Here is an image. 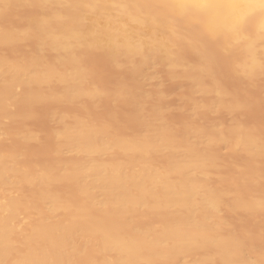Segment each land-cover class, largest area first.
<instances>
[{
    "label": "bare ground",
    "instance_id": "obj_1",
    "mask_svg": "<svg viewBox=\"0 0 264 264\" xmlns=\"http://www.w3.org/2000/svg\"><path fill=\"white\" fill-rule=\"evenodd\" d=\"M62 1L64 0H59L63 5L69 2L71 8L74 6L75 11L77 10L75 5L78 0ZM106 1L85 0L87 7L81 4L82 1L78 3L82 5L81 8H88L92 12L99 5L102 7L107 4ZM108 1L118 10L115 12L118 14L113 16L114 13L108 12L112 17L107 16L105 19V29L100 27L97 32L94 28L93 32L91 28L97 26L91 24V27L90 21L87 22L86 19L97 14L87 16L86 19L82 16L84 20L81 23L78 22L80 18L75 20V27H78L76 29L72 27L75 16L71 21L68 15L70 13L57 12L58 1L0 0V50L20 47L25 40L31 41L33 45V49L31 46L29 48L31 53L29 52L27 61V56L19 58L24 54L22 52L19 55V47L14 48L18 56L16 52L13 55L12 48L9 50L11 53L6 52L9 56L0 54V146L8 144L7 142L11 144L8 148L0 147V264H79L82 258L83 264H264L262 249L259 247L260 255L256 253L259 256L252 257L249 252H256L258 247L255 248L248 242L264 231L261 230L260 234L259 231L253 232V235L250 234L251 228L247 232L237 231L236 226L227 219L230 214H249L250 217L253 215L252 218L254 215L258 216L264 211V196H261L262 193L255 194L254 191L247 195L245 193V196L244 193L240 195L230 186L220 184L223 180L247 186L249 190L258 189L256 185L264 177V132H259L261 129L255 132L248 126V121L245 123L240 118L225 125H217L215 120L217 126L212 127H209L212 122L207 121L211 123L206 125L208 127H202L203 124L199 127L200 117L204 118L202 109L238 114L252 105L249 99H238V91L231 90L228 84L227 89L221 80L228 78L223 79L220 73L227 74L229 70L228 74L242 79L250 88L263 81L261 88L264 93V0ZM105 9L102 11H106ZM38 10H47L46 13L52 12L50 14L57 12V15H49V19H46L47 16L44 15L49 13H39ZM102 11L100 10L101 15L107 13ZM14 12H20L22 17L24 13L21 22L17 18L20 16H17L16 23H13L14 16L11 14ZM34 12L39 13L40 19L45 17L43 21L39 20V16L38 19L33 18L37 16ZM78 12L79 10L77 17ZM58 14L63 17L59 18ZM8 16L12 17L11 22H6ZM61 17L67 19L66 25L63 23L64 19L61 22ZM101 17L94 21L100 23ZM109 23L111 26H108ZM65 26V34L70 29L75 30L69 38L58 33ZM60 32L63 33V29ZM95 33H98L96 36L99 39L96 38V41L92 37L91 43L89 35ZM87 36L89 40H86ZM26 50L23 49L24 52ZM45 52L54 58L48 59L50 57H46ZM96 54L113 60L111 62L117 67L115 69L126 68L125 70L134 74L143 70L146 73L149 65L152 67L151 64L159 63L167 70L165 74L168 73L180 82L187 81L194 91L197 89L212 100L206 96L210 102L204 101L201 105L198 97L207 98L203 94L196 97L192 89L190 95H194L200 102L197 99L195 101L200 104L196 102L194 106L191 105L195 111L192 110L193 107L190 110L194 114L196 108H202V114L196 113L201 115L196 121L190 115L195 123L199 120L198 125H189L184 119V127L185 123L189 126L181 129L183 125H177L181 130L168 125V121L165 123L164 109L156 108L154 103L151 105L147 101L152 106L147 110L144 108L146 102L139 101L146 112L138 106L137 109L135 104L134 108L131 107L132 104L127 107L143 110L145 116L138 112L140 115L135 118L140 127L146 129L144 132L133 129L131 132L119 133L111 131L115 126H108L111 133H107V124L111 125V122L109 123L110 119L104 120L111 117L113 121L116 113L110 117L103 116L104 118L101 115L102 119L100 114H96L98 118L91 114V118L96 116V121L95 118L94 121H89L85 117V111L82 115L80 111H76L79 114L74 115V110H71L73 115L66 120L69 109L67 113L64 112L65 109L63 112L59 110L61 113L57 115L60 101L67 104L69 102L66 100L78 102L77 104L80 101L82 104L79 105L83 106V102L93 103L96 98L106 94H112L113 102L117 96L122 95H133V101H137V104L141 100L140 95L125 88L123 84L109 88L108 85L86 83L91 76L94 77L92 69L97 68H92L90 64L89 67L83 62ZM189 55L194 59L190 60ZM219 58L227 60L228 63L224 59L221 63L225 68L227 65V71H224V67L221 70L222 67L217 62L222 61ZM224 62L226 65H223ZM145 77L148 79L147 73ZM134 78L138 80V76ZM130 79L128 86L135 80L133 77ZM133 83L138 86L136 81ZM133 83L136 91L138 88ZM111 85L113 87L114 83ZM143 85L148 84L142 82ZM141 87L139 88L142 89ZM149 91L151 95L148 96L153 98L154 90ZM190 95V100L195 102ZM110 97L104 100L109 101ZM89 99L92 101L89 102ZM166 99L167 97L160 102L163 104ZM51 101L52 105H58L54 106L58 112L48 108L49 115L46 116H50L51 110L54 116L57 112L58 123L52 116L48 120H54L56 124L53 134L59 140H55V144L59 145L51 147L55 150L52 152L57 151L58 155L53 153L54 156L59 158L55 160L53 156L52 161H39L37 158L30 161L27 153L24 154L26 148L23 149L22 146L43 142L42 136L46 132L42 135L40 130L36 131L33 129L36 127H30L27 122L32 120L33 123L34 118L37 121L39 116L34 115L39 113V109L36 108L42 106L40 110H43V106L47 103L50 105ZM74 102L69 105L72 107ZM52 105L48 107H53ZM107 108L105 106L106 111ZM124 110L123 108V112ZM149 110L152 111L151 114ZM130 115L132 118V114ZM99 118L104 119L103 122ZM115 120L117 121V117ZM137 122L134 123L136 128ZM55 137L53 136V140ZM15 139L16 143L13 142ZM221 146L225 147L224 153L228 158L233 154L243 158L240 161L233 159L235 163L231 164L234 173L223 172L226 159L218 154ZM45 148L42 146V149ZM25 156L29 162H23ZM156 160L160 162L157 163ZM63 188L66 190L63 191ZM70 188L76 193L73 197V193L67 190ZM89 252L91 254L86 257Z\"/></svg>",
    "mask_w": 264,
    "mask_h": 264
},
{
    "label": "rangeland",
    "instance_id": "obj_2",
    "mask_svg": "<svg viewBox=\"0 0 264 264\" xmlns=\"http://www.w3.org/2000/svg\"><path fill=\"white\" fill-rule=\"evenodd\" d=\"M55 1H58V3L59 4H57V12H68V13H70V14H68L69 16H70V19H71V21H72V18H74V16H75V19L72 21V27H74V28H76V29H78V27H75V26H77V20H78V18H80L79 19V21L78 22H80L81 23V20L83 19L82 18V16H84L85 17V19H86V17L87 16H91V15H93V14H97L99 17H101L102 15H104V16H102L101 17V20H100V23H98L97 21H94V20H98L99 19V17L97 16V15H93L92 17L93 18H88L87 17V22H89V24H90V26L91 27H93V25H96L97 27H93V28H91L92 29V31L93 32H95V31H99L100 29V27L101 28H104L105 29V27L107 26V23H106V18H108L107 16H111L112 17V13H114L113 14V16L114 15H117L118 13H115L116 12V8H113L112 6H111V4H110V1H106V3L108 4H105L106 6H108V7H106L105 5H102V7L99 5L94 11L96 12L97 11V9H100L101 11H102V9H105L106 11H102L103 13L104 12H107V13H104V14H102L101 15V12H100V10L98 11V12H94V11H92V12H90V11H88L89 9L88 8H85V7H87V4H86V2H84L85 0H78L77 1V3L78 2H81V4L83 3L84 4V6L85 7H82L81 8V4H79L78 3V5H77V3H76V5H75V7H77L76 9L77 10H79V12H78V17H77V10L75 11V9H74V6L71 8V6L69 5L70 3L68 2L67 4H68V6H67V4H61L60 2H59V0H55ZM54 0H53V2H55ZM61 1V0H60ZM62 2H66V0H64V1H62ZM18 3V2H17ZM57 3V2H56ZM55 4V3H54ZM55 6H56V4H55ZM60 7V8H59ZM63 8H67L66 10L65 9H63ZM82 10H81V9ZM87 9V10H86ZM107 9L109 10V11H107ZM113 9V10H112ZM43 12V13H46V11L47 10H38L37 12ZM83 11H85L86 13L84 14L83 13ZM118 11V10H117ZM36 12V13H37ZM57 12H56V14L55 13H53L54 15H57ZM59 12V13H60ZM88 12H90V13H88ZM108 12H111V14H109ZM20 12H18V13H16V12H14V14H11V16L13 15L14 17L12 18V17H7V18H9V19H7L6 18V22H11V20L13 21V23H16L15 21L17 20V18H18V20H19V18H20V22H21V19H23V17L25 16L24 15V13H22L23 14V17L22 16H20L21 15V13L19 14ZM36 13L34 12V14L36 15ZM39 13H37V16L35 17H33V18H37L38 19V14ZM43 13H41V17L43 16L42 14ZM47 13H49V14H47ZM46 14L47 15H44V16H47L46 17V19H49V15H53V14H50V13H52V12H47ZM30 14H32V13H30ZM29 14V15H30ZM61 14V13H60ZM60 14H58V16H59V18H60V16H62L63 17V15H60ZM89 14V15H88ZM28 15V14H27ZM53 15V16H54ZM65 15V14H64ZM68 15L66 16V18L68 17ZM101 15V16H100ZM17 16H20V17H17ZM32 16V15H31ZM57 16V17H58ZM15 17H17V18H15ZM62 17H61V19H62ZM12 18V19H11ZM28 18V17H27ZM43 18H45V17H43ZM43 18L42 19H40V16H39V20H42L43 21ZM50 18H52V17H50ZM65 18V17H64ZM63 18V19H64ZM69 18V17H68ZM29 19H30V17H29ZM31 19H32V17H31ZM30 19V20H31ZM60 19V20H61ZM63 19H62V21L61 22H63ZM91 19V20H90ZM7 20H9V21H7ZM65 20V19H64ZM69 20V19H68ZM76 20V21H75ZM84 20V19H83ZM89 20V21H88ZM47 21V20H46ZM67 21V19L63 22V23H65ZM74 21L76 22L75 24H74ZM94 21V22H93ZM17 23H19V22H17ZM67 23V22H66ZM66 23H65V25H66ZM70 23V22H69ZM68 23V24H69ZM80 23H78V26H79V24ZM91 24H93V25H91ZM111 26V24L109 23L108 24V26ZM62 26V25H61ZM63 26H64V24H63ZM70 27V26H69ZM62 28V27H61ZM71 28V27H70ZM80 28V27H79ZM94 28H96L97 30H95L94 31ZM62 29H63V33H61L60 31H62ZM62 29H60L59 30V34H61V35H65L67 38H69V35L72 33V31H75V30H72V29H67V31H68V34H65V31L66 30H64V29H66V26L65 27H63ZM102 30V29H101ZM159 34V33H158ZM63 35V36H64ZM92 35H94V36H92ZM96 35H98V33L96 34H91V35H89V36H91V38L89 37V39H91V40H89L88 39V36H87V38H86V40L88 39L91 43H92V37H94L95 39L94 40H96V38H97V36ZM159 36H160V34H159ZM84 39V42H86L87 43V41L85 40V38H83ZM99 38H97V40H98ZM93 40V41H94ZM96 40V41H97ZM31 41H24L23 43H22V46H21V44H20V47L19 46H17V47H19L18 48V50H17V52L19 53V55H21L20 53H22L23 54V56L21 55L19 58L21 59V58H24V57H26L27 56V58H25V61H27V59L29 60V48L31 49V47L33 46L32 45V43H30ZM95 42V41H94ZM26 43V44H25ZM25 44V45H24ZM32 45V46H31ZM31 46V47H30ZM16 46H14V48H15ZM16 47V48H17ZM10 48H12V47H10ZM10 48L9 49H7L6 48V50H0V54H5L6 56H9L8 54L9 53H11V51L9 52V50H10ZM14 48H12L13 49V55H15V49ZM26 48H28V50H26ZM23 49L24 50H26L25 52L23 51ZM32 49H33V47H32ZM6 52H9V53H6ZM17 52H16V55L18 56V54H17ZM31 53V52H30ZM45 53H47V55H46V57L48 56V57H50V58H48V59H53L54 58V56L52 55V56H50V54H48V52H45ZM12 55V54H11ZM10 55V56H11ZM17 56H14V57H17ZM51 57H53V58H51ZM188 58L190 59V60H193L194 59V57L192 58V55H189L188 56ZM101 59V60H100ZM219 59H221V58H219ZM223 59L224 58H222L221 60L222 61H217L218 62V65L220 64V67H222L221 68V70L223 69V67L225 68V66H222V62H223ZM96 60V61H95ZM109 60L110 59H108L105 55H102V54H96V55H94L93 57H91V58H89V60L88 59H86V60H84L85 62H83L84 64L86 63V65L87 66H89V64L90 65H92L91 67L92 68H97V69H92V71H93V74H94V77L93 76H91V78L88 80V82H86V83H89V82H92V83H94V84H97V85H104V86H107V87H109V88H114L115 86H122V84H123V86L125 85V88L126 87H128V89L130 90V91H132L133 93H136V94H138V95H140V99L141 100H138V104L135 102V101H133V95H122V96H114L113 95V97L114 98H117V99H115V102H113L114 101V99L112 98V94H106V95H102V96H99L98 98H96L94 101H92V99L90 100L89 99V102L90 101H92L93 103H88V102H83V104H85V105H79L80 103L82 104V102H80L79 101V104H77L76 102H74V104L76 103L77 105L75 106L74 104H73V106L72 107H74L75 106V108L76 107H78V108H76L77 110H75V108L73 109L72 107H71V105H69V104H72L73 102H70L71 100H66L67 102H69L68 104L67 103H65V101H60V104H59V106L60 105H62V106H58L57 104L55 105H52L53 103H52V101H51V104L50 105H52L53 107H48V106H50V105H48V103L47 104H45L43 107H45L43 110H40V108L42 107H40V108H36V109H39V110H37V112H39L38 114L37 113H35V115H34V117L35 116H39V117H37L36 119H37V121L35 120V118H34V120H33V123H32V120L30 121V122H27V124L29 125L30 124V127H36V128H33V129H35L36 131H38L39 132V130H40V132H41V134L42 133H45V135L44 134H42V135H44V136H42V140H44L43 142H41L40 143V141H38V143L36 142V143H32V144H27V145H23L22 147H23V149H24V147L26 148V152H25V150H24V154H26L27 155V157L28 158H30L29 160L31 161L32 159L33 160H35L36 158V160H39V161H43V159H45L44 161H52L53 160V156H54V154H56V152H54L55 150H54V148H52V147H54L55 145H59V143H57V144H55L56 143V141L57 142H59V140H57L56 139V137H55V130L56 129H53L54 127L56 128V126H54V124H55V122H54V120H48V118H50V116H52V119L53 118H56L55 119V121L58 119L57 118V116H56V113L59 111V110H61V112H63L62 110L63 109H65V111L64 112H66V111H68V109H69V113H67L66 114V120H68L69 119V117L71 116V115H73L74 113L75 114H81L83 111H85L86 113H84V114H86V118H87V120H89V121H94L93 119L97 116V115H99V117H101V115H102V117L104 116V117H110L111 116V114H115L116 115V117H117V121L115 120V118L116 117H114V119H113V121H112V119H111V117L110 118H105V120H104V122L105 121H107L108 119H110L109 120V123L111 124V125H108L107 124V133H111L110 132V130H111V128L110 127H113V126H115V129H112L111 131H113V132H121V133H126V132H131V131H133V129H138V132H144L146 129H144V127H140V125H139V123L137 122V120H136V118H135V116L136 115H140L139 113L140 112H142V114H144V116H145V113H143V110L142 111H140L141 109H146V108H148L149 106L150 107H152L151 105L153 104L154 105V107L156 106V108H160V109H164V114L163 115H165L166 117H163L164 118V122L165 123H167V121H168V125H171V127L172 126H175L177 129H180L179 128V126H177V125H183L182 127H181V129H183V127H184V122L185 121H187V123L190 125V123L191 124H194L195 122H194V120L196 121V119H199V117L201 116V115H197L198 113L197 112H199V114H202L201 112H203L204 114H202L203 116H204V118L201 116L200 117V121L201 122H205V123H208V124H205V123H199V120H197L198 122L197 123H199V127H201V124H203V126L202 127H204V126H206V125H210L211 123L210 122H212V125H210L209 127H212V126H217L218 125V123H219V125H221L220 123H223V125H225V124H228V123H230L232 120H234L235 118L236 119H239L240 118V120L241 121H243V120H245V121H243V122H245L246 123V121H248L247 123H249L248 124V126L250 125V128L251 129H253L255 132L258 130L259 131V129H261L259 132H264V93H263V88H261V87H263L262 85H263V81H261L262 83H260V81L258 82V84H256L255 86L256 87H247V83L246 84H244V82H243V80L241 81V80H239V78H235V77H232L233 75L232 74H228V72L230 73V71L227 69V65H226V63H228L227 62V60L226 59H224V61L226 60V63L224 62L223 63V65L225 64L226 65V68H225V70L224 71H227V74H226V72H222V73H220V75H222V77H223V79H225V77L226 78H228V79H225V80H221V83H223V85H225L226 87H227V89L229 88V86H230V89L231 90H233V89H235L236 91H238V93H237V95L240 97V98H238V99H249V100H251L252 101V105H250V107H248V108H246V109H244V110H242V111H240V112H238V114H234V113H230V112H225V111H222V110H220L218 113L217 112H211L210 110H206V109H202V108H196L197 109V111H196V113H194L195 114V116H198L197 118L194 116V114H193V112L195 111V108L193 107L194 105H195V103L197 102V101H195V99H197L196 97L198 96V95H202L203 93H200L197 89L194 91V89L193 88H191V86H190V84L186 81V83H185V80H181L182 82H180V80H178V79H173L172 77H170L169 76V74L167 73V74H165V72L167 71L165 68V71H164V69L162 68V66L163 65H161V64H159V63H154V65L153 64H151V66L152 67H150V65L148 66L149 67V70H147L146 68V73H147V76H149L150 77V79H149V77H148V79L145 77L146 76V73H145V70H143L141 73H138V74H134V73H132V72H129V70L127 69V70H125L126 68H118V69H115V68H117L115 65H113L114 63H112L113 62V60H110V62H109ZM22 61H24V60H22ZM89 61V62H88ZM105 62V63H103V62ZM99 62H100V64H99ZM109 62V63H108ZM92 63V64H91ZM105 64V65H104ZM93 65H95V66H93ZM98 67H97V66ZM101 65H102V67H103V70H102V67H101ZM114 66V68H113V66ZM156 65V66H155ZM161 65V66H160ZM105 66V67H104ZM158 66H160V67H158ZM90 67V66H89ZM110 69H109V68ZM147 67V68H148ZM164 67V66H163ZM162 68V69H161ZM122 69H123V71H122ZM111 70V71H110ZM121 70V71H120ZM125 70V71H124ZM222 70V71H223ZM115 71V72H114ZM126 72H129L128 73V75H131L132 77H133V79H135V80H132V83H133V81H136L137 82V84H138V86L137 85H135L134 83V85L136 86V89L138 90H136L135 91V88L132 86V83H131V86H128V84H127V82L129 81L130 82V78H132L131 76H128L127 74H126ZM96 73V74H95ZM114 73V74H113ZM116 73V74H115ZM125 73V74H124ZM108 74H109V76H108ZM119 74V75H118ZM122 74H123V76H122ZM133 74V75H132ZM145 74V75H144ZM223 74H224V76H223ZM97 75V76H96ZM124 75H125V78H122V77H124ZM135 75V76H134ZM227 75V76H226ZM96 76V77H95ZM119 76H120V78H119ZM138 76V80H140V82L137 80V78H134V77H137ZM156 76V77H155ZM113 77V78H112ZM145 77V78H144ZM155 77V78H154ZM168 77H169V79H168ZM222 77H220L221 79H222ZM152 78V79H151ZM107 79V80H106ZM115 79V80H114ZM122 81V82H120V80ZM122 79H124V81H126V82H124ZM173 79V80H172ZM237 79V80H236ZM110 80V81H109ZM117 80V81H116ZM118 80H119V82H118ZM142 80V81H141ZM161 80V81H160ZM178 80V81H177ZM234 80V81H233ZM104 81H106V82H104ZM155 81H156V83L158 82V83H160L159 85L158 84H156L155 83ZM184 81V82H183ZM224 81H225V83H224ZM128 82V83H129ZM142 82H143V84H145L146 83V85L147 86H145V85H143L142 86ZM167 82V83H166ZM176 82V83H175ZM178 82V83H177ZM229 82V83H228ZM110 83V84H109ZM114 83V85H113V87H112V85L111 84H113ZM121 83V84H120ZM125 83V84H124ZM175 83V84H174ZM180 83V84H179ZM231 83V84H230ZM242 83V84H241ZM127 84V85H126ZM130 84V83H129ZM229 86H228V85ZM157 85V86H156ZM162 85V86H161ZM143 88H142V87ZM166 88H165V87ZM233 86V87H232ZM130 87V88H129ZM133 87V88H132ZM139 87H141L142 89H140ZM145 87V88H144ZM182 87V88H181ZM257 87H260V89L258 88L257 89ZM174 88V89H173ZM180 88V89H179ZM248 88V89H247ZM254 89L253 91H251V90H249V89ZM60 89V88H59ZM144 89H146V90H150L151 89V91L152 90H154L153 92H155L154 94H152V96H154L153 98L151 97H149L151 94H149L150 93V91L148 90V93L146 92V90H144ZM192 89H193V94H195V96L196 97H193L192 95H190V93L192 94ZM247 89V90H246ZM134 90V91H133ZM142 92H140V91ZM143 90H144V92H146V94H145V96H144V92H143ZM230 90V91H231ZM235 90H233V91H235ZM184 91V92H183ZM188 93H186V92ZM197 91V92H196ZM235 91V92H236ZM153 92H151V93H153ZM181 92V93H180ZM232 92V91H231ZM259 92V93H258ZM232 93H234V92H232ZM262 93H263V95H262ZM161 94H162V96H161ZM166 94V95H165ZM257 94V95H256ZM110 95H111V97H110ZM147 95V96H146ZM149 95V96H148ZM185 95L187 96L188 95V97L186 98L185 97ZM189 95H190V97L191 98H193L194 99V101L195 102H193L192 100H190V98H189ZM204 95V97H206L205 96V94H203ZM202 95V96H203ZM234 95H236V93H234ZM105 96H107V97H105ZM202 96H200V97H202ZM103 97V98H102ZM109 97H110V100L108 101V100H104V98H107V99H109ZM121 97V98H120ZM124 98V100H123V98ZM135 97V96H134ZM144 98V100H143V98ZM167 97V99L163 102V104L161 103L162 101L161 100H164V98H166ZM185 97V98H184ZM208 97V96H207ZM206 97V98H207ZM259 97V98H258ZM113 100H112V99ZM178 98V99H177ZM189 98V99H188ZM209 98V100L211 101L212 99H210L211 97H208ZM208 98L207 99H203V97L202 98H199L198 97V99H200L201 100V105L204 103V101H206V103H209L207 100H208ZM252 98V99H251ZM257 98H258V100H257ZM87 99V98H86ZM146 99V100H145ZM169 99H170V101H169ZM187 99L189 100V101H187ZM202 99H203V101H202ZM97 100V101H96ZM103 100V101H102ZM119 101V103H118V101ZM123 102H122V101ZM130 100V101H129ZM57 101V100H56ZM83 101H84V99H83ZM86 101V100H85ZM117 101V102H116ZM139 101H147V102H150L149 104H151V105H148L147 104V102L145 103V104H147V105H143L142 104V102L141 103H139ZM161 101V102H160ZM190 101H192V103H194V104H190L189 102ZM57 102H59V101H57ZM57 102H54V103H57ZM105 102V103H104ZM111 102V103H110ZM125 102V103H124ZM130 104H129V103ZM62 103H64V105L62 104ZM88 103V104H87ZM98 103V104H97ZM114 103H116V104H114ZM126 103H128V104H126ZM144 103V102H143ZM198 103V102H197ZM200 103H198V104H200ZM95 104V105H94ZM102 104H103V106H102ZM132 104V106L131 107H135L136 106V108H137V106H138V108H141V109H139V111H137V110H132V108L130 109V108H127V107H129L130 105ZM133 104H135V106H133ZM137 104V105H136ZM142 106V107H140V105ZM65 105H67L66 107H65ZM91 105H93V106H91ZM98 105V106H97ZM117 105V106H116ZM124 105H126V106H124ZM129 105V106H128ZM191 105H193L192 107H193V109H192V107H191ZM54 106L56 107V106H58L57 107V109H58V111H57V109L56 108H54ZM70 106V107H69ZM81 106H82V108H81ZM95 106H97V108L95 109ZM105 106L107 107L108 106V110L106 111L105 110ZM110 106V107H109ZM119 106H121V107H119ZM143 106H144V108H143ZM165 106H167L166 107V109H168V107L171 109H168V110H166L165 109ZM179 106V107H178ZM63 107V108H62ZM69 107V108H68ZM153 107V108H154ZM189 107V108H188ZM190 107H191V109L192 110H194V111H192V110H190ZM48 108H49V110L50 109H56V113H55V116L54 115H52V110L50 111V116H46V115H49L48 113H49V110H48ZM61 108V109H60ZM114 108V109H113ZM123 108L125 109L124 111L125 112H123ZM137 108V109H138ZM153 108L151 109V110H153ZM174 108H175V110H174ZM177 108V109H176ZM35 109V110H36ZM42 109V108H41ZM81 109V110H80ZM94 109H95V112H94ZM104 109V110H103ZM144 109V110H145ZM149 109V108H148ZM200 109H202V111L200 112ZM48 110V111H47ZM53 110V111H54ZM71 110H74V111H72L73 112V114H72V112H71ZM115 110V111H114ZM117 110H120V111H117ZM147 110V109H146ZM146 110H145V112H146ZM151 110H149L150 111V113L149 114H151ZM185 110H186V114H185ZM189 110V111H188ZM79 112V113H77V112ZM106 111V112H105ZM129 111V112H128ZM149 111H147V113L149 112ZM172 111H174V112H172ZM177 111V112H176ZM191 111V112H190ZM209 111H210V114H209ZM218 111V110H217ZM36 112V111H35ZM60 111L57 113V115L59 114V113H61ZM71 112V113H70ZM101 112V113H100ZM110 112V113H109ZM120 112H123V114H121ZM136 112V113H135ZM139 112V113H138ZM187 112H188V114H187ZM41 113V114H40ZM43 113V114H42ZM106 113V115H104ZM127 113L129 114V115H127ZM168 113H169V115H168ZM190 113H192V114H190ZM206 113V114H205ZM212 113V114H211ZM221 113H222V115H221ZM225 113V114H224ZM230 113V114H229ZM42 116V118H41V116ZM74 114V115H75ZM83 114V115H84ZM88 114V115H87ZM91 114L92 115H96V116H94L93 118H91L90 116H91ZM120 114V115H119ZM130 114H132V118H130L131 117V115ZM141 114V115H142ZM171 114H173V116L171 115ZM214 114V115H213ZM227 114H229V115H227ZM231 114H234V116H232ZM245 114V115H244ZM45 115V116H44ZM82 115V114H81ZM108 115V116H107ZM126 117H125V116ZM168 115V116H167ZM171 115V116H170ZM190 115H192L193 117H194V120L192 119V118H190ZM207 115H209V116H207ZM213 115V116H212ZM216 115H217V118H216ZM236 115H239L238 117H236ZM243 117H242V116ZM247 115V116H246ZM54 116V117H53ZM119 116V117H118ZM121 116V117H120ZM122 116H124V117H122ZM129 116V117H128ZM146 116H148L147 114H146ZM150 116V115H149ZM212 118H214V119H210L211 117ZM219 116V117H218ZM251 116H253V117H251ZM102 117H101V119H102ZM103 117V118H104ZM112 117H113V115H112ZM44 118H45V120H44ZM90 118H91V120H90ZM96 118H98V116L96 117ZM96 118H95V121H96ZM126 118H128V119H126ZM130 118V119H129ZM134 118V119H133ZM165 118H167V120H165ZM201 118H203V120L201 119ZM253 118V119H252ZM263 118V119H262ZM33 119V118H32ZM40 119H41V121H40ZM100 119V118H99ZM100 119V120H101ZM119 119V120H118ZM180 119H181V121H180ZM184 119H185V121H184ZM260 119V120H259ZM99 120V121H100ZM103 120H101V122H103ZM121 120V121H120ZM130 120V121H129ZM174 120H176V121H174ZM205 120V121H204ZM216 120V121H215ZM253 120V121H252ZM40 121V122H39ZM58 121V120H57ZM56 121V123H58ZM115 121V122H114ZM120 121V122H119ZM123 121V122H122ZM133 121H135V122H133ZM184 121V122H183ZM207 121H210V122H207ZM214 121L217 123V125L214 123ZM112 122H114L113 124H112ZM117 122H119V123H117ZM137 122V124H136V126H137V128L135 127V125H134V123H136ZM228 122V123H227ZM255 124H254V123ZM13 124H14V122H12ZM46 123V124H45ZM48 123V124H47ZM108 123V122H107ZM116 123V124H115ZM131 123V124H130ZM187 123H185V127H188L189 125L187 124ZM197 123H195V125H198ZM210 123V124H209ZM37 124V125H36ZM115 124V125H114ZM130 124V125H129ZM251 124L253 125V126H251ZM259 126H258V125ZM44 125V126H43ZM46 125V126H45ZM56 125V124H55ZM58 125V124H57ZM118 125V126H117ZM187 125V126H186ZM17 126H19V125H17ZM17 126H15L14 125V127H17ZM108 126H110V127H108ZM122 126V127H121ZM134 126V127H133ZM58 127V126H57ZM116 127H118V128H116ZM184 127V128H185ZM198 127V126H197ZM206 127H208V126H206ZM254 127V128H253ZM41 128V129H40ZM121 128V129H120ZM174 128V127H173ZM118 129H119V131H118ZM180 129V130H181ZM256 129V130H255ZM41 130H43V131H41ZM49 130H51V132H49ZM54 130V131H53ZM120 130H122V131H120ZM125 130V131H124ZM49 133H48V132ZM109 131V132H108ZM134 131H136V130H134ZM112 132V133H113ZM54 133V134H53ZM55 137L54 138V140H53V136ZM193 136V135H192ZM46 139H47V141H46ZM49 139V140H48ZM41 140V141H42ZM56 140V141H55ZM12 141V140H11ZM16 141V139L15 140H13V142L14 143H16L15 142ZM55 141V142H54ZM13 142H11V143H13ZM45 142V143H44ZM52 142V144H50ZM8 144L10 143V142H7ZM6 144V143H4V144H2L0 147H2V146H4V148H8V146L10 147V145L11 144ZM15 145V144H14ZM52 145H54V146H52ZM7 146V147H6ZM12 146H13V144H12ZM42 146H43V148H45V147H47V149L45 148V149H42ZM49 146H50V148H49ZM52 146V147H51ZM22 147H20L21 149H22ZM56 147H58V146H56ZM56 147H55V149H56ZM222 147V148H221ZM221 147H219V150H218V154L220 155V157H222L224 160H225V168H224V170H223V172H225V173H227V174H230V173H234V170H233V166H232V164L231 163H233V165H234V163H235V160H243V158L242 159H240L242 156L241 155H235V154H233V155H229L230 156V158H228V156H226L225 155V147L224 146H221ZM3 148V147H2ZM40 148H41V151H40ZM27 149H29V152L27 151ZM32 149V150H31ZM51 149V150H50ZM33 150H34V153L35 154H33ZM36 150V151H35ZM52 150H54L53 152H52ZM221 150H223V152L221 151ZM31 151V152H30ZM46 151V152H45ZM32 153V154H31ZM42 153V154H41ZM54 153V154H53ZM35 155H36V157H35ZM38 155V156H37ZM56 155H58V154H56ZM55 155V156H56ZM226 157H225V156ZM32 156H33V158H32ZM54 156V157H55ZM26 156L25 157H23L24 159V161L23 162H29V160H28V158H27ZM52 157V158H51ZM234 157H236V158H234ZM48 158V159H47ZM57 158H59V156L57 157ZM56 157H55V160L57 159ZM231 159V160H230ZM233 159H235L234 161H233ZM26 160V161H25ZM159 160V159H158ZM156 162H157V160H156ZM160 162V161H159ZM159 162H157V163H159ZM227 162V163H226ZM23 164H26V163H23ZM226 165H227V167H226ZM231 165V166H230ZM262 167H263V165H261ZM261 166L259 167V168H261ZM227 168V169H226ZM264 168V167H263ZM231 169V170H230ZM227 172H226V171ZM233 170V171H232ZM220 184L221 185H224V186H226V187H228V186H230L231 188H233L234 189V192L235 193H238V194H240V195H242L243 193H244V196H245V193H246V195L247 194H249V193H253V191H254V193L255 194H258V195H261V193H262V195L261 196H264V177L262 178V181H260L256 186H257V188L258 189H256V186L254 187V189H256V191L255 190H249V188L247 187V186H243V185H241V184H237V183H232V182H226V181H221L220 182ZM233 184H235V186L233 187L232 185ZM237 185H241V186H243V187H236ZM230 187H229V189H230ZM245 187V188H244ZM72 189L73 188H70V189H67L68 191L70 190V193H73L72 194V197L73 196H75V192L74 191H72ZM233 189H231L232 191H233ZM261 189L263 190V192H261ZM63 191H65L66 190V188H63L62 189ZM248 191V192H247ZM262 214H264V211L261 213V214H259L258 216L256 215V217H255V215H254V217L252 218V216L253 215H251V217H250V215L249 214H239V215H227V219H228V221H229V223H231L232 222V225L233 226H236V229H237V231L238 230H245L244 232H247L246 230L248 229V230H250V228H251V233L250 234H252L253 232L254 233H258V231H259V234H260V232H261V230L262 231H264V215L261 217V215ZM245 215V216H244ZM237 216V217H236ZM241 217H243L242 219H240ZM246 217V218H245ZM261 219H260V218ZM238 218H239V220H240V222H238ZM237 219V220H236ZM247 221V222H246ZM256 221V222H255ZM261 221V222H260ZM233 222H234V224L235 223H237V224H233ZM137 223H139V222H137ZM254 226V227H253ZM249 227V228H248ZM243 228V229H242ZM236 231V232H237ZM253 233V234H254ZM239 234V233H238ZM252 234V235H253ZM263 234V235H262ZM264 233H262L261 232V235H259V237L257 238V237H253V239H251L250 241H248L251 245H254L255 246V248H257V250L255 249V251L256 252H249V254H251L252 255V257H255V256H257L258 254H256L257 252L259 253V255L261 254L260 252V249H262V252H264ZM261 237H263V239H261ZM250 238V237H249ZM252 238V237H251ZM255 240V241H254ZM258 240V241H257ZM255 242V244H254V242ZM263 243H262V242ZM260 243V244H259ZM262 243V244H261ZM259 247H260V249H259ZM261 247H263V248H261ZM260 251V252H259ZM91 254V252H89V253H87V255H86V257L87 256H89ZM248 254V255H249ZM250 255V256H251ZM258 255V256H259ZM83 259V258H82ZM82 259H80L79 261L80 262H82V263H80L79 262V264H83V262H84V259L82 260Z\"/></svg>",
    "mask_w": 264,
    "mask_h": 264
}]
</instances>
